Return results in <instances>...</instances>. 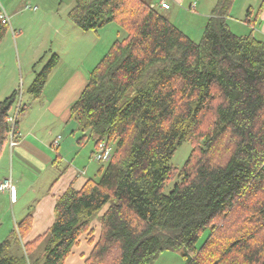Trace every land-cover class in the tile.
Returning a JSON list of instances; mask_svg holds the SVG:
<instances>
[{
    "label": "trees",
    "instance_id": "trees-1",
    "mask_svg": "<svg viewBox=\"0 0 264 264\" xmlns=\"http://www.w3.org/2000/svg\"><path fill=\"white\" fill-rule=\"evenodd\" d=\"M234 4L218 0L196 42L152 0H75L69 18L79 28L116 23L126 33L70 110L96 149L106 142L113 154L99 178L57 200L53 225L34 242L21 244L32 215L18 223L0 241V264H66L106 207L84 264H155L165 252L185 264H264V1L254 19L248 11L249 35L232 32ZM0 26L1 42L9 27ZM58 60L35 79L36 98ZM18 100L16 91L0 102V157ZM184 142L193 151L179 171L172 159Z\"/></svg>",
    "mask_w": 264,
    "mask_h": 264
},
{
    "label": "rangeland",
    "instance_id": "rangeland-1",
    "mask_svg": "<svg viewBox=\"0 0 264 264\" xmlns=\"http://www.w3.org/2000/svg\"><path fill=\"white\" fill-rule=\"evenodd\" d=\"M0 1L12 18V27L16 31L14 35L11 28L8 30L7 36L9 38L3 45V47L12 50L9 53L4 52V50L1 55V63L9 64V68L4 70V74L16 78L19 89L21 87L23 90V83L36 79L38 74H41L57 55L59 57L58 64L51 70L44 88L45 95L49 98L65 91L64 99L71 96L72 93L79 99L89 82L90 73L110 52L115 41L126 36L125 31L116 23L108 24L98 31H84L76 26L69 18L75 0ZM204 1L210 2L212 0ZM263 1L235 0L231 15L228 18L232 32L237 35H249L253 31V27L246 23L248 11L253 9L256 12L253 15L254 19ZM171 6L172 10L163 11V13L174 25L183 32L185 31L184 33L192 40L200 42L208 19L197 16L194 10H190V12L188 7L187 9L180 8L174 2H171ZM256 25H258L256 27L257 38L262 40L264 34L261 33L260 28H263L264 23L260 20ZM24 96L25 104H27L26 97L30 96L28 89L25 90ZM94 150L93 140L89 141L82 149L86 158L92 156V168L93 170L97 169V172L91 177L97 179L99 178L98 171L104 168L107 163L94 161L93 154H91L95 152ZM192 151L191 142H184L174 154L172 165L179 171L182 170ZM16 156L14 148L11 150L6 147L3 155L4 163H2V159L0 160V177H4L3 180L10 177L14 179L15 175L25 172V181L27 184L31 183L40 174L43 164L36 163L34 165L33 160L20 161ZM12 170L13 173L15 172L14 176ZM2 181L0 180V182ZM177 181L176 179L167 184L165 188L167 194L171 192ZM25 195L28 197L19 196L18 203L12 208L7 196L0 193V241L6 239L16 223H20L29 214L32 215L36 212V207L42 197L41 188L37 187L26 192ZM207 235L208 231L203 233L198 245L203 243ZM155 264H185V261L179 253L165 252Z\"/></svg>",
    "mask_w": 264,
    "mask_h": 264
},
{
    "label": "crops",
    "instance_id": "crops-1",
    "mask_svg": "<svg viewBox=\"0 0 264 264\" xmlns=\"http://www.w3.org/2000/svg\"><path fill=\"white\" fill-rule=\"evenodd\" d=\"M162 1L163 0H152L157 6H161ZM166 1L170 4V9L164 10L166 12L172 10L171 2H174L180 8L187 9L188 7V10H194L197 16L209 20L218 0H212L210 2H205L204 0ZM1 4L5 8L2 2ZM193 5H195V7H192ZM199 7H201V9H199ZM250 19L252 20L253 17ZM260 20L264 23V11L261 14ZM260 20L258 22H260ZM260 29L262 30L261 33L264 34V26ZM7 34L8 31L0 42V102L19 90L18 80L11 77V75L4 74V70L9 68V64L1 63L3 51L5 50L4 52L7 53L12 52L8 47H3L6 39L9 38ZM34 81L35 79H31L30 81L24 82L22 86L23 90L20 87L22 90L24 113L22 114L21 120H19L17 128V145L13 148L17 154L16 158L18 160H33L34 165H36V163H42L43 168L38 177L28 184L25 181V172L15 175V172L13 173L12 170V175H15L14 179H12L16 187L15 202H12L9 193L3 194L7 196L13 208L14 205L18 203L19 196L23 198L28 197V195H25L26 192L36 189L37 187L41 188L42 197L40 196L41 198L36 207V212L32 214L31 230L28 235L21 239L22 246L34 242L38 237L45 234L53 225L56 202L70 187H74L76 190L82 189L87 181L92 178L91 176L97 172V169L93 170L92 168V156L86 158L82 151L83 147L92 140L90 138V132H82L78 128V124L70 119L71 107L78 100L76 96H73L72 93V95L70 94L71 96L64 99V91L49 98L45 95V90H43L41 96L36 98L30 91ZM26 89H28L30 93V96L26 97L27 104L29 105L28 107L27 104H25L24 96ZM60 136H62V139L58 140ZM56 142L59 144H56ZM6 147H9L11 150L13 149L10 147L9 142ZM4 152L0 157L2 163H4ZM91 154H94V152ZM3 178L4 177L1 176L0 180L2 181ZM106 210L107 208H104L99 213L98 217L92 222L89 231L81 236L79 243L74 246L72 253L67 258L66 264L85 263L100 238L101 224L99 217H101ZM17 224L18 223H16L8 233V238ZM91 240L93 243H91Z\"/></svg>",
    "mask_w": 264,
    "mask_h": 264
},
{
    "label": "built area",
    "instance_id": "built-area-1",
    "mask_svg": "<svg viewBox=\"0 0 264 264\" xmlns=\"http://www.w3.org/2000/svg\"><path fill=\"white\" fill-rule=\"evenodd\" d=\"M161 7L163 9H170V4L166 0H163L161 3ZM192 7H195V5H193ZM0 23L2 25L8 26L9 29L11 28L13 34L14 35L16 34V31L12 27L11 18L6 12L1 2H0ZM18 91H19V100L7 118V121L11 128L10 138H9V144L11 148L17 145V132H18L17 124L20 120L21 112L23 109L22 90L19 89ZM61 139H62V136L58 138V140H61ZM56 144H59V143L56 142ZM112 154H113V149L109 147L106 142H102L98 145L96 151L94 152L93 160L99 163H107L111 159ZM0 193L1 194L9 193L12 202H15L16 187L14 185L12 178H8L0 182Z\"/></svg>",
    "mask_w": 264,
    "mask_h": 264
}]
</instances>
